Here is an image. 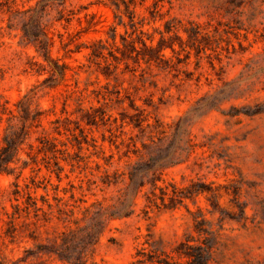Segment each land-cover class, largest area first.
Returning <instances> with one entry per match:
<instances>
[{
  "label": "rangeland",
  "instance_id": "rangeland-1",
  "mask_svg": "<svg viewBox=\"0 0 264 264\" xmlns=\"http://www.w3.org/2000/svg\"><path fill=\"white\" fill-rule=\"evenodd\" d=\"M39 1L0 0V264H264V0H56L42 49Z\"/></svg>",
  "mask_w": 264,
  "mask_h": 264
},
{
  "label": "trees",
  "instance_id": "trees-1",
  "mask_svg": "<svg viewBox=\"0 0 264 264\" xmlns=\"http://www.w3.org/2000/svg\"><path fill=\"white\" fill-rule=\"evenodd\" d=\"M58 3H56L57 5H63L65 0H57ZM56 0H40L39 2H37L35 4L34 7H30L28 12L32 13V15H35L36 17V30L34 31H29L27 29H25V27L23 28V34L24 36L29 39V41H31L32 43H34V45L36 46H40V48H44L42 47V42L38 40V37L42 36L44 34L43 32V27L41 25V18H42V14L43 11L45 9H47L48 7H52L53 5H55ZM130 3L132 2V0L129 1ZM110 3L113 4L116 8H120V3L119 2H115L113 0H110ZM121 3L125 6V8L128 7V4H126L124 1H121ZM25 25V24H24ZM123 46L125 47V44L122 43ZM116 47V50L119 51H123L121 48H119L115 43L113 44ZM142 54H141V58L144 60L145 63H150V62H161L164 61V56L162 54V51L165 48H170L171 50H173L171 45H165V42L163 41V39H161L158 43L157 46L153 47L151 45H147L145 42H142ZM100 49L98 48H92L91 52L88 54L89 59L93 60L94 58H105L103 53L101 51H99ZM43 57L45 58V53H42ZM116 58V57H115ZM105 75H108V72L105 71L104 73ZM73 140L75 141V143L78 145V147L80 148L81 143H87V137L86 135H71ZM81 139H80V137ZM9 139H7V137L3 138V141L5 143V146L2 147V149L0 150V175L3 173H8L9 170V164L12 162L13 156L12 153L15 151L16 152V148L17 145H15L14 143H9L8 141ZM151 176H149V171H145L143 173H138L130 171L128 172V178L130 180V182L132 184H135V188H137V190H140L146 182H149L152 186L151 189V194H154V190L156 188H158L160 190V192L162 193V197H161V202L164 206H166L164 204V196L167 195L166 190L167 187L165 188H159L156 185V181L158 180V169H154L153 171H151ZM139 179V183H135V180ZM145 179H147V181H145ZM17 188L18 186L15 185ZM16 193L19 195L20 191L18 189H16ZM183 198H185L182 195V191L172 187V192L171 195L169 196V207H174L177 204H181L183 201ZM149 199V197H148ZM16 207L18 208L19 206L16 205ZM37 210V209H35ZM86 213L90 212V208L87 207L85 208ZM94 215L93 219H95V221L98 219V217L101 215V213L99 212H94L92 213ZM90 233V231H88ZM71 235H74L73 233ZM89 238H92V235H89ZM186 246V245H185ZM68 243H62L60 244V246H53L50 249H46L48 253L51 254H55L60 260L66 261L70 264H83V254L79 253V255H70V253H68ZM187 249L192 248V253L190 251H179L178 249H176V253L179 256H184L186 258L189 259L190 264H205L206 262V256L208 254L207 250L203 249V248H197L196 247H186ZM164 264H169V263H164Z\"/></svg>",
  "mask_w": 264,
  "mask_h": 264
}]
</instances>
